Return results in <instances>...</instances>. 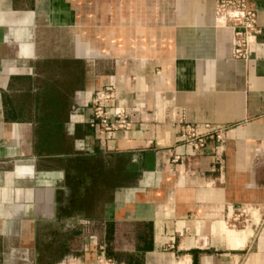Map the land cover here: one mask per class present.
Segmentation results:
<instances>
[{
    "label": "crops",
    "instance_id": "crops-1",
    "mask_svg": "<svg viewBox=\"0 0 264 264\" xmlns=\"http://www.w3.org/2000/svg\"><path fill=\"white\" fill-rule=\"evenodd\" d=\"M246 1L242 59L215 0H0V250L28 261L73 158L107 154L140 170L102 201L83 264H264V0ZM107 83L128 129L87 123ZM179 120L219 136L193 149Z\"/></svg>",
    "mask_w": 264,
    "mask_h": 264
},
{
    "label": "rangeland",
    "instance_id": "rangeland-1",
    "mask_svg": "<svg viewBox=\"0 0 264 264\" xmlns=\"http://www.w3.org/2000/svg\"><path fill=\"white\" fill-rule=\"evenodd\" d=\"M116 157L107 154L90 156L89 165L85 168H82L79 158H73L72 167L68 168L72 196L64 202L62 208L65 213L57 218L56 223H49L40 231L39 244L37 242L36 247L29 246L28 251H25L30 257L28 261L20 259L24 252L21 246L13 245L0 250V264L85 263L84 255L88 250L82 247L83 244L87 239L98 240L102 237L99 230L102 201L108 197L112 187L139 174L140 166L134 170L128 167L126 156ZM90 251H96L94 245ZM8 256L14 259L5 261Z\"/></svg>",
    "mask_w": 264,
    "mask_h": 264
},
{
    "label": "built area",
    "instance_id": "built-area-1",
    "mask_svg": "<svg viewBox=\"0 0 264 264\" xmlns=\"http://www.w3.org/2000/svg\"><path fill=\"white\" fill-rule=\"evenodd\" d=\"M214 19L216 24L227 25L231 30V54L233 57L247 58L248 47L254 42L258 31L255 24V9L247 5L246 0H215ZM112 84H103L93 90L90 98V113L87 123L104 131L115 128L128 129L130 119L126 109L121 104L113 103ZM179 138L193 149L204 146L205 138L214 134L218 137L217 128L203 124L202 130H197L189 123L179 120ZM175 157H177L175 155Z\"/></svg>",
    "mask_w": 264,
    "mask_h": 264
},
{
    "label": "bare ground",
    "instance_id": "bare-ground-1",
    "mask_svg": "<svg viewBox=\"0 0 264 264\" xmlns=\"http://www.w3.org/2000/svg\"><path fill=\"white\" fill-rule=\"evenodd\" d=\"M243 234L242 232H236L233 234V237H236L238 240H241L243 238Z\"/></svg>",
    "mask_w": 264,
    "mask_h": 264
}]
</instances>
